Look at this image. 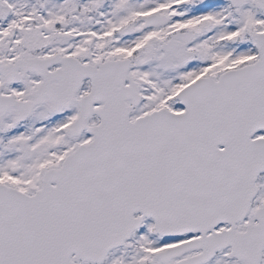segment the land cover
I'll list each match as a JSON object with an SVG mask.
<instances>
[{"label": "snow or ice", "instance_id": "1", "mask_svg": "<svg viewBox=\"0 0 264 264\" xmlns=\"http://www.w3.org/2000/svg\"><path fill=\"white\" fill-rule=\"evenodd\" d=\"M0 264H264V0H0Z\"/></svg>", "mask_w": 264, "mask_h": 264}]
</instances>
